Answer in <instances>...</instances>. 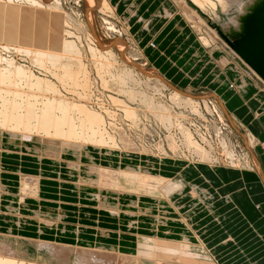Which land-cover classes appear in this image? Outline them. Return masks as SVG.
I'll return each mask as SVG.
<instances>
[{
  "label": "bare ground",
  "instance_id": "6f19581e",
  "mask_svg": "<svg viewBox=\"0 0 264 264\" xmlns=\"http://www.w3.org/2000/svg\"><path fill=\"white\" fill-rule=\"evenodd\" d=\"M106 1H102L103 7L100 10L104 14H110L112 8L108 3L109 1ZM125 1L129 2L130 0ZM174 1L183 5L182 11L191 24H196L197 28L200 26L206 27V29L209 28L199 14V10L196 11L189 8L186 0ZM190 1L202 13H207L211 16L215 23L223 22L224 17L229 14L231 6L235 2V0ZM165 14L166 17H173L171 12L166 11ZM239 20L240 28L238 31L224 27L225 33H222L220 37H223L226 43L227 39L234 42L236 39H242L247 33L252 34L253 29L264 22V0H249L245 14L240 16ZM105 21L109 27L108 30L115 32L113 24L108 19ZM254 25L256 26L254 27ZM194 27L196 29V26ZM217 33L210 28L207 29L208 38L201 37V42L204 47L210 48L214 52L217 50L223 52L225 50L224 45L222 49L218 48L221 40L217 37ZM60 37L53 33H47L39 25L35 24L30 17L20 13L18 7L0 2V40L8 45H18L20 51L29 56L34 65L50 75L48 77L50 80L37 77L31 68L0 57V158L3 157L4 153L9 156L20 151L25 156L24 158L35 163L34 165L38 169L35 174L37 176L30 175L24 178L21 172L18 171L19 180L13 178V180H17L14 182H7L3 178L2 173L0 174V210H5L4 212L7 213L4 217L5 222L14 221L19 229L22 224H34L38 229V233H33L37 240L18 237L20 236V232H18L15 242L22 247L28 244L45 247L44 251L48 255L47 258L50 259V264L54 260L59 264H69L71 253L76 256L75 264H227L232 255L225 254V251L219 255V250L217 254L215 251L207 253L205 247L202 248L206 244L203 238L199 239L201 246H197V242L195 243L191 236L187 234H183L180 240L166 238L172 231L163 230L162 226H166L169 221L176 220L186 226L197 228L196 223L200 216L195 210L198 207L195 205L196 208L192 212H187L189 207H186V204L188 203L191 206L192 199L198 198L199 192L201 193L202 191L197 185L194 184L192 186L190 184L187 185L189 187L187 188L189 190L188 193L185 190L183 181L178 176L169 178L168 175H161L160 172L156 171L158 165L159 170H162L160 167L168 166L169 162L172 164L186 163L189 168L194 167L196 169H200V163H205L209 164L216 173L221 171L220 167L216 165L220 162L229 161V165H233V168H238L242 165L241 160L236 156V151L232 150V147L227 144V137L223 135L224 133L221 136L216 134V137H218L217 141L214 138L211 141L206 138L204 133L198 131L199 128L194 127L197 119H203L208 123L209 131L212 134L213 131L209 125L210 121L206 115L210 114L212 116L213 113H216L218 109L216 110L214 105L218 106V102L212 103L210 100L207 101L205 99L197 101L195 98H190L188 95L183 94L182 91L174 89L164 82L162 85L172 89L170 101L173 105L162 106L159 100L149 97L143 91H138V87L143 84L152 90L153 87L150 84L153 80L148 79L145 82L142 78V80L138 81L134 73L130 72L128 68H122V71H120V68L119 70L116 68L115 64L117 61L112 58L114 57L113 52L101 54V52L91 47L93 65H95L97 74L101 77L102 82L106 79L103 76L105 72L110 75L109 80L111 81L107 85L104 84L105 82L103 84L108 88H116L113 90L116 91L117 94L115 93V96L118 98L111 96V99L114 103L121 105L126 118L135 127L140 126L144 118V129L150 127L148 122L152 120L157 125L162 126L168 134L166 137V142L169 143L168 148H159L158 146L155 152L153 148L145 149L141 146V149L131 153V143L129 141L131 139L127 141V139L120 137L121 135L114 134L115 131L111 133L102 114L89 109L81 100H77L74 97L69 100L63 94L62 89H68L71 86L70 84H72V87H80L82 91L86 92L93 83H91V78L88 76L87 67L80 59V54L83 51L73 42H68ZM221 52H218L220 54L218 59L223 67L227 65L228 70L233 71L235 75H241L235 65L227 64L228 60ZM233 52L234 55L241 59L234 50ZM97 57L105 58L106 61L97 59ZM151 73L154 74L153 69ZM146 76L149 75L147 74ZM185 79L191 80L187 76ZM217 80L221 85L224 83V78L220 76ZM241 84L239 87L241 93L248 96L252 85L245 81L244 78ZM153 90L159 98L165 96V94L161 93L162 90ZM69 92L73 93L70 90ZM50 94L53 96H50ZM74 94L79 99H84L83 94L77 91H74ZM119 97H123L125 100L123 101ZM210 104H213V107ZM144 105L147 107V112H150L156 118L152 119L147 116L148 114L146 116H143L144 114L141 115L144 111ZM210 108H213V111ZM225 116H227V113ZM121 122L123 121L121 120ZM215 133H219V131ZM121 144L126 146V150L129 149L125 151L127 159L132 157L139 158L136 161L140 164H123V156L119 150ZM91 147L98 151L90 152L89 148ZM219 148L222 149V155L218 154ZM87 149H89V152ZM180 151L183 153L184 158L183 156H178ZM156 160L158 163L155 162ZM128 161L130 160L128 159ZM44 162L51 166L50 174L46 172L47 170L43 171ZM117 162L118 164L115 166ZM87 164H90L89 167L86 166ZM249 165V162L245 160L244 166L250 167ZM182 166L186 167L185 165ZM67 174L71 175L68 177L69 179L66 177ZM50 180L59 182L62 185L74 186L76 191H80L79 188L82 187L86 190H92V202L95 205V212H107L113 219H120L126 216L129 220L139 221L138 223H144L147 220L152 222L153 225H151L150 230L143 229L141 231L142 235L139 232L140 228L133 229L136 224L131 221L128 229L136 230V234L133 236L136 239V246L133 247L132 245V249L127 248L130 244L125 245L126 248H124L125 246H120L123 242L121 239H116L118 245H108L103 241L93 240L91 236L84 237V229L78 227L72 231L67 225L62 223L61 208H57L56 215L53 216L50 215V212L46 213L49 216L41 214L43 209L40 204L42 203L41 200L48 198L47 194L42 192V184ZM194 193L196 194L194 195ZM59 196H50V199L60 198ZM177 196L179 198H187L185 201L176 202L175 198ZM233 197L231 196L230 199L235 202L236 200ZM49 229L50 231L58 230L59 237L57 238L62 241H65V236L74 232L78 243L74 247L62 245L59 242L41 241L40 239L43 238V235ZM1 231L2 227H0ZM161 231L163 236H165L163 238L160 237ZM8 232L13 236L15 230L9 228ZM110 233L112 232L97 230V234L101 237H111ZM1 242L0 264H37L32 261L33 259H29V253L27 256H22L20 251L13 250L17 243L11 242L9 237ZM82 244L90 245L94 250L80 248ZM231 248L228 249L230 250ZM39 254L41 256H38ZM37 256L42 257V253L38 252Z\"/></svg>",
  "mask_w": 264,
  "mask_h": 264
},
{
  "label": "rangeland",
  "instance_id": "374dc122",
  "mask_svg": "<svg viewBox=\"0 0 264 264\" xmlns=\"http://www.w3.org/2000/svg\"><path fill=\"white\" fill-rule=\"evenodd\" d=\"M87 1L88 0H78V1L77 0H58V1L56 0H0V2L6 5L18 7L20 13L30 17L35 22V24L39 25L47 33L49 34L53 33L59 37L61 36L60 38H62L63 40H66L68 42H73L75 45L78 46V48L80 47V49L83 51L80 54V59L84 63V65L87 67L88 76L91 78V83L93 84L91 88L88 89L86 92L84 90L82 91L80 87H72V84H70L71 86H69L68 89L66 90L62 89V92L64 95H66V98H68L69 100L73 99L74 97L77 100H81L84 104H86L89 107V109L102 114L106 123L108 124V128L111 129V130L108 129L111 133L115 131L114 134L121 135L120 137L127 139V141L131 139L132 141L129 140L131 143V150H130L131 153H135L134 151L141 149V146L142 148H145V149L153 148L155 152L157 151L158 146L159 148H162V147L168 148L169 143L166 142V137L168 134L162 128V126L157 125L152 120H150L151 122L150 121L148 122V125L150 127H147L144 129V126H143L144 118L141 123L142 125L140 124V126L138 125L136 127L131 123V121L128 118H126L121 105L114 103L111 99V96L118 98L117 96H115L116 91L113 90L116 88H108L104 86V84L107 85L111 81L109 80L110 75L106 74L105 72L103 76L106 79L103 80L102 82L101 77L97 74L95 65H93L94 60H93V55L90 50L91 47L101 52V54H104L107 52L108 53L113 52L112 54L114 57L112 58H114L117 61V63L115 64L116 68L118 70L120 68L121 69L120 71H122V68H128L130 72L134 73L138 81L140 79L142 80V78H143V81L145 82L148 79L153 80L151 81L150 86H152L153 89L162 90L161 93L165 94V96L163 97L161 96L159 98V96L156 95V92L153 89L151 90V88H148L147 85L145 84H143L141 87L139 86L138 91L140 92L143 91L145 94L147 93L149 97L159 100L162 106L173 105L170 101L172 89L166 85H162L164 84V82H166L172 88L182 91L183 94L188 95L190 98L191 97L195 98L197 101L199 100L203 101L205 99L207 101L210 100L212 103L215 101L218 102V106L216 105L218 108L214 105L216 110L218 109L217 111L215 110L216 113H213L212 116L210 114L206 115V117L210 121L209 125L211 126L210 128H212L211 130L214 132V134L213 132L211 134V132L209 131L210 129L208 127V123L203 119H197L196 125H194V127L199 128L198 131L204 133L206 135V138L210 139L211 141H213V138L217 141L218 137H216V134H220L219 136H221L224 133L223 135L227 137L226 139L227 144L230 145V147H232V150L234 149V151H236V156L237 158L241 160L240 162L242 163V165L239 166L240 169L239 167L233 168L232 167L233 165H229L230 164L229 161H225L222 163L220 162L216 165L220 167V170H226V173L227 172H229L230 174L237 173V176L241 174V172L242 173L257 172L259 173V175L262 177L264 181V81L252 69H250V67L247 66V64L243 60H241L237 55H234L233 49L229 46L228 42L226 43L225 40L220 37V35L222 36V33H225L224 20L222 23L213 22V19L211 16H209L207 13H202L201 10L197 8L190 0H186L188 2L189 8H192L196 11L199 10L198 12H200L199 14L204 19L207 26L211 30L215 31L216 33L218 32L217 37H219L221 40L219 41L218 48L222 49L224 45L225 50H223L222 53L226 56L227 55L233 56L235 58V60H233L235 63H232V64L235 65L236 68L241 71L240 72L241 75L236 76V78H234L233 76H231L230 78L227 75L234 82V83H231V85L229 84L230 90H232L233 88H236L238 94H241L246 99V102H247L245 103L244 99L240 98V101L235 103L234 107L231 106V102L228 101L227 96L224 97V99L226 100L224 101V99L220 97L221 94L219 92H216V91L213 92L212 90H209L207 88L199 89V88L189 87V85L186 82L188 80L183 79V76L185 77L187 76L188 79H191L192 81L193 80L199 81V79L197 78L198 75L197 76L195 75L199 71L198 70L199 66H202V64L204 63V62L203 63L198 62V59L201 57L202 52H200L199 55H197L196 53H193V56L189 58L190 65L187 66V69L185 71L180 70V72H184V74L181 73L180 75H178L176 74L178 70L176 71V67H174L173 62L182 63L181 57H183L184 54L181 52V50L177 52L176 50H174L175 48L170 49L171 54L169 57L172 60V63H171L169 62L168 58L165 57L164 55L160 56V54L158 53L160 51L158 50V48H156V45L152 43L153 40L155 39L156 32L159 29H161L162 25H164L163 24L164 22H161V21H163L165 18L167 19V21H169V19H172V17H169V16L166 17V14H165L166 11L171 12L172 16L176 13H182L183 16L185 15L182 11L183 5L181 3H176L174 0H161L160 2H158V4L160 5L157 4L158 6L154 12V15L162 9L165 3L166 7L163 8L162 12L160 13L162 17L164 18L160 21V20H156L158 19V17H155L153 19L154 22L155 23L159 22V23L154 25V22L150 21L149 23L146 24V27H145V24L138 23L137 21L139 18L137 16L140 15L143 9H139V11L135 12L134 15L132 16V18L133 17L134 18L137 17V18L127 19V18L120 16L121 13L119 12V6H113L112 1L110 0H108L109 2L105 0L106 2L109 3L110 7L112 8L110 10L111 12L110 14H104V12L100 10L101 7H103V2H102L103 0H91V1L89 0L88 2ZM154 1L156 0H148L147 5H150ZM125 3L127 2L125 1ZM144 17L145 16H142L141 18L143 19L140 18L139 22H143L142 20H144ZM107 19L113 24L115 28V32L108 30L109 27L106 25L107 24L106 21L104 22V20H107ZM190 25L195 30V33L197 36L196 39L203 46L201 42V37L208 38L207 29L209 28L206 29V27H203V26H200L197 28V25L191 24V22H190ZM194 26H196V29ZM149 49H153V51H150ZM198 49L200 50V48ZM206 50H208L206 54V60H207L208 58L210 59L209 51L211 49L206 48ZM0 57L6 60H13L18 65L29 67L31 68V70L37 77L50 80V78H48L50 77V75L45 73V71L40 69V67L34 65L31 62V58L20 51V48L18 47V45L17 46L15 44L8 45L0 40ZM97 59H103L104 62L106 61L105 58L97 57ZM203 59H205V57ZM226 60H228L227 62L228 65L231 64V61L227 57H226ZM162 61L165 62L164 71H163V67H161L160 69L156 67V64L161 63ZM183 67H180V68H183ZM224 68H227V65L223 67V71L224 72L231 71V70H228V68L227 69H224ZM152 69L154 71V74L151 73ZM243 72H245L249 77L247 75L245 76V73ZM166 73L170 77H168ZM147 74L149 76L151 75L153 76L151 77L146 76ZM221 76L223 77L222 74ZM174 78H177L176 79L177 81H173L172 79ZM215 78H219V76L217 75L215 76ZM243 78L245 79V81H247L246 78L247 79L251 78L253 80L252 84L250 83L252 85L251 86L252 89H250L251 91H249L248 96H245L243 93H241L239 89V87L242 85L241 83H243ZM51 79L55 83H57V81L54 78L51 77ZM226 82L227 80L224 79L223 84H225ZM189 83L191 86V82ZM219 85L222 86L221 84ZM112 86H114V84H112ZM224 88L225 87H223L222 89L224 90ZM69 90L73 91V93L69 92ZM257 90L260 92V97L258 95L259 93L257 92ZM74 91H77L78 93L83 94L84 99H79V97L74 94ZM50 96H53V95L50 94ZM119 99L123 101L125 100V98L123 97H119ZM251 100H252L251 102L252 104L249 103L250 104L249 105L248 102H250ZM210 106L213 107V104H210ZM143 107H144L143 110L145 111V113L143 111L141 115L144 114L143 116H146L148 114L147 116H150V118L152 119L156 118V117H153V115L150 114V112H147L148 110L145 105ZM212 109L213 108H210L211 111H213ZM224 112L225 114L227 113V116H225ZM119 117L122 119H120ZM220 117H222L221 118L222 120L220 119ZM121 120L123 122H121ZM110 121H112L113 123ZM254 130L258 132V134L261 136L260 138L255 135ZM216 131H219V133H215ZM142 136L144 137L142 138ZM89 149L91 150L90 152L98 151L94 149L93 147ZM89 149H87V151ZM119 150L121 152L120 154L123 156V164L125 165H133V164L137 165V163L140 164L139 162L136 161V159H139V158H133V157H132L133 160L132 158H128L130 161H132L131 163H129L130 161H128L126 157L127 155H125L127 154L125 151L129 150V149L126 150V146L121 144ZM123 150L125 153L123 152ZM221 150L222 149L219 148V153H218L219 155H222ZM17 152H18L17 154H12L9 156L8 155L6 156L4 153L3 157L0 158V171H1L0 174L2 173L3 178L7 182L17 181V180H13V178L18 179L19 172H21V175L23 176V178L25 176H30V175L37 176L35 174H36V171L38 172V169L34 165L35 163L25 159L24 158L25 156H23L20 151H17ZM179 154L178 156H181V157L183 156L184 158V155L181 151L179 152ZM5 158H6V161H5ZM245 160L249 162L250 167L244 166ZM17 161L19 163V166L14 167ZM155 162L158 163L157 160ZM117 164L118 162L115 163V166H117ZM26 165H27V168H25ZM89 165L90 164H87L86 166L89 167ZM184 165L186 166V163H184ZM28 166H30L31 168H29ZM199 168H206L209 171H212L213 173L218 174V176H220L221 178L223 176L221 171L218 173L214 172L209 164L200 163ZM32 169H35V171ZM156 169H157L156 171L160 172L161 175H165V176L168 175L169 178H173L174 176H177V175H174L173 173H169L168 171L159 170L158 166ZM172 170L178 172L180 178L184 179L185 184L191 183L190 181L192 180L201 182L200 178L196 177V174L191 173L192 169L189 168V166H186L184 168H174L173 167ZM158 172H156V174H158ZM70 176H71L70 174H67L66 177L68 178ZM240 180L241 179L239 177H236V179L231 181L229 184L226 182V180H224V183H222V187L223 188H232L235 186L242 187V183L239 182ZM237 181L238 183H235ZM47 184L48 183L43 182L42 192H45ZM48 185L50 186V188L48 189L50 191V194L45 193L47 194L48 198H45V200H41L42 203L40 204H41V208H43L41 214L49 216L46 213L50 212V215L53 216V215H56V209L61 208L62 209L61 213H62V218H63L62 223L67 225V227L70 228V230L74 231L76 230V228L80 227L84 229V237L91 236L93 240L96 239L99 241H103L104 243L108 245H112V244L118 245L116 239H121L123 242L120 244V246L122 247L127 244H130L131 247L129 246L127 248L132 249V245L133 247L136 246L135 244L136 239H134L133 237L134 234H136V230L128 229V223H127L128 217L125 216V217H121L120 219H113V217H110V215L107 212H103V211L95 212L94 211L95 205L93 204L94 202H92L93 201L92 200L93 199L92 190H89V189L86 190L84 187H82V188H79L80 191H76L74 186L62 185V184H59V182H56V181L54 182L51 180ZM191 185L194 186V184H191ZM223 191H225L226 194L230 192L227 190H223ZM55 195L56 196L60 195L59 197L63 199L60 200V198L58 197L50 199V196L54 197ZM230 200L231 199L228 198V201ZM231 201L233 204H236L233 200ZM4 211L0 210V227H2V231L0 232V244L2 243L1 241L6 240L7 237H9L11 242H14L16 244L17 242H15L16 241L15 239H17L18 232H20L19 234L20 236L18 237H21L23 239L28 238V239L37 240V237L34 236V234L38 233V229L36 225L29 224V223L22 224V227L19 229V227H17L15 224L16 222L14 221L5 222L4 217L7 213H5ZM23 213H26V212H23ZM150 214H152V212H150ZM179 223L183 227H185L187 230H189L190 232L194 231L195 234H197L195 235L196 237H194L193 239H197L199 241V239L202 238L200 236V233L198 232V230H196L194 226H188V225L186 226L182 224V222H179ZM9 228L15 230L14 234L11 233L13 234V236L9 234L8 232ZM99 229L105 232H112L110 233L111 237L109 236L106 238V237L99 236L97 234V230L99 231ZM142 230L143 229L140 228V231H139L140 234H142L141 232ZM47 231L48 232H46V234L43 235V238L40 239L41 241L46 240V241H52V242H59L62 245H70L74 247L78 243L77 238H76L77 236L74 232H71L69 234L70 236L69 235L65 236V241L64 240L62 241L61 239L57 238L59 237L58 236L59 233H57L58 230L50 231L49 229ZM50 232H53V233H50ZM256 234L258 237H260V234L258 233ZM160 237L161 238L165 237L163 236L162 231H161ZM166 238H168V236ZM169 239H173V238L170 237ZM19 246L20 245H18L17 243V245L13 247V250L20 251L22 253V256L23 255L27 256L29 253V259H33L32 261L36 262L37 264H50V259L47 258L48 255L44 251V249H46L45 247H42V246L37 247L36 245H31V244L30 245L28 244L27 246H23V247L22 246L19 247ZM80 248L94 250V248L93 247L91 248L90 245H84V244H82ZM124 248H126V246ZM38 252L42 253V257H38V256H41V254L37 256ZM70 257H71L70 258L71 261L69 264H75L74 261H76V256L73 253H71ZM51 264H59V263L55 262L54 260L53 262H51Z\"/></svg>",
  "mask_w": 264,
  "mask_h": 264
},
{
  "label": "crops",
  "instance_id": "0c3cea01",
  "mask_svg": "<svg viewBox=\"0 0 264 264\" xmlns=\"http://www.w3.org/2000/svg\"><path fill=\"white\" fill-rule=\"evenodd\" d=\"M110 1H112L113 6H119V12L121 13V15L120 13L119 15L127 19L128 18L133 19L134 18V17L132 18L133 14L135 12H138L139 9H143L140 15L137 16L139 17L137 21L138 23L145 24V27H146V24L149 23L150 21L154 22L153 19L155 17H158V19L156 20H160V21L164 18L162 17L160 13L162 12L163 8L166 7L165 3L162 9L154 15V12L157 9V6L160 5L158 4V2H160L161 0H156L152 2L150 5H147L148 0H130L129 2H127L128 4L125 3V0H110ZM142 16H145L144 20L143 22H139V19ZM161 22H164L163 23L164 25H162L161 29L157 31L158 33L156 32L155 39L153 40L152 43L155 44L156 48H158V50L160 51L158 52L160 56L164 55L165 57L168 58L169 62L171 63H172V60L169 57L171 54L170 49L175 48L174 50H176L177 52L181 50V52L184 54L183 57L180 56L182 59V63L173 62L174 67H176V71L178 70L176 74L178 75H180L181 73L184 74V72H180V70L185 71L187 69V66L190 65L189 58L193 56V53H196L197 55H199V53L202 52L201 53L202 55L198 59V62L199 63L204 62V63L202 64V66H199V69H198L199 71L195 75V76L198 75L197 78L199 79V81H194V80L186 81L189 87L199 88V89L207 88L209 90H212L213 92L215 91L219 92L221 94L220 97H222V99H224L225 96L228 97V101L231 102L232 107H234L235 103L240 101V98L241 99L243 98L244 102L247 103L246 99L241 94H238L236 88H233V89L231 88L232 90H230V87H229V84L231 85V83H234L230 79L231 76L233 77L235 76L234 78H236V76H239L240 74L235 75L233 71L232 72L223 71V65L217 59L220 56V54L218 53V52H221L220 50H217L215 52L209 51L210 59L208 58L206 60V54L208 50H206V48H204L196 39L197 36H196L195 30L191 27L190 20L187 19L185 15L183 16L182 13H176L173 15L172 19H169V21H167V19L165 18ZM158 23L159 22H156V23L154 22V25ZM197 47L200 48V50ZM149 50L153 51V49H149ZM204 57L205 59H203ZM226 57L231 61L230 65L232 66L233 65L232 63H235L233 61L235 60V58L230 55L229 56L227 55ZM164 65H165V62L162 61L161 63L156 64V67H158L159 69L163 67V71H164L165 70ZM180 67H183V68H180ZM221 74L223 75V77L221 76ZM217 75L226 79L227 82L224 85L220 86L219 81L217 80V78H215V76ZM246 75L247 74L245 73V76ZM167 76L170 77L168 74ZM176 79L177 78H174L172 80L177 81ZM183 79H185V76H183ZM246 80L251 84L253 82L251 78H248V79L246 78ZM189 82H191V86ZM223 87H225L224 90L222 89ZM257 92L259 93L258 95L260 97V92L258 90ZM252 100L248 102V104L249 103L252 104L251 103ZM224 101L226 100L224 99ZM254 132L257 137L259 138L261 137L256 130H254ZM5 161H6V158H5ZM47 164H48L47 162H44L43 171L47 170L46 172L50 174L51 166ZM182 165L184 164L182 163L172 164L169 162L168 166H162L160 167V169L164 171H168L169 173H173L174 175H177L180 178L178 172L173 171L172 168L173 167L174 168H184L182 167ZM15 166L17 167L19 166L18 161L16 162V165H14V167ZM28 167L31 168L30 166ZM25 168H27V165ZM190 168L192 169L191 173L196 174V177L200 178L201 182L192 180L190 181L191 183L185 184L184 179H181V178L180 179L183 181V184L185 185V190L188 193H189V190L187 188L189 187L187 185H190V184L198 185L199 189L202 191L201 193L199 192L198 198H193L192 196L193 201L191 200L192 201L191 206H189L188 203L186 204V207H189L187 209V212H192L196 208L195 205H197L198 207L196 208L197 210L195 211L198 212V215L200 217L196 223L197 224L196 230H198V232L200 233V236L203 238V241L205 240V243H206L205 246L202 244L203 245L202 248L205 247L207 253H212L215 251L217 254L219 250L218 252L219 255L223 253V251H225L224 253L227 255H232V257L230 256L231 258L229 259L227 264H264V181L262 177L259 175V173L244 172L237 176V173L230 174L229 172L226 173V170H221L223 174L222 176L223 179H222L220 176H218V174H215L206 168H200V169H196L194 167H190ZM32 170L35 171V169H32ZM206 171L208 172L205 173ZM236 177H239L241 179L239 182L242 183V187L241 186H235L232 188L222 187V183H224V180H226V182L229 184L231 181L235 180ZM45 183L49 184L50 181H45ZM235 183H238V181ZM47 185H46V189L44 193L50 194V191L48 190L50 186L49 185L47 186ZM223 190H227L230 192L226 194V192ZM195 194L196 193H194V195ZM233 195L235 196L233 197ZM231 196L233 197L234 200H236L235 201L236 204H233L231 200L228 201V198L230 199ZM186 198L187 197L179 198V196H177L175 199H176V202H181L182 200L185 201ZM131 221L132 223L134 222L136 224L135 226H133V229L142 228V229L150 230L151 225H153L152 222L147 221V220L144 223L143 222L138 223L139 221H135L131 219L129 220V218L127 222L128 225L131 223ZM175 221H169L168 223L170 224L167 223L166 226L164 227L162 226L163 230H169V231L171 230L173 232V233L172 232L170 233L168 238L172 237L173 239L180 240L183 234H187L191 236L192 240H194V242H197V246H199L200 241H198L197 239H193L194 237H196L195 232L194 231L190 232L185 227H183L179 222H175ZM214 226L216 228L215 230H214ZM256 233L260 234V237H258ZM214 239H216L215 240L216 243ZM210 242L211 244H209ZM230 247L232 248L229 250L228 248ZM251 256L254 258H252ZM240 258L241 260H239Z\"/></svg>",
  "mask_w": 264,
  "mask_h": 264
},
{
  "label": "water",
  "instance_id": "95a60500",
  "mask_svg": "<svg viewBox=\"0 0 264 264\" xmlns=\"http://www.w3.org/2000/svg\"><path fill=\"white\" fill-rule=\"evenodd\" d=\"M260 23V22H258ZM256 25H254L255 27ZM229 46L264 81V22L242 39L230 41Z\"/></svg>",
  "mask_w": 264,
  "mask_h": 264
},
{
  "label": "clouds",
  "instance_id": "9594fccd",
  "mask_svg": "<svg viewBox=\"0 0 264 264\" xmlns=\"http://www.w3.org/2000/svg\"><path fill=\"white\" fill-rule=\"evenodd\" d=\"M249 0H235L231 6V11L224 17V26L226 28H232L239 30L240 20L239 17L245 14L246 5Z\"/></svg>",
  "mask_w": 264,
  "mask_h": 264
}]
</instances>
